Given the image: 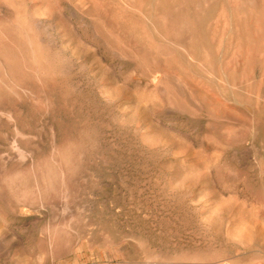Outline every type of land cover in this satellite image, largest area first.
Returning <instances> with one entry per match:
<instances>
[{"label":"rangeland","instance_id":"rangeland-1","mask_svg":"<svg viewBox=\"0 0 264 264\" xmlns=\"http://www.w3.org/2000/svg\"><path fill=\"white\" fill-rule=\"evenodd\" d=\"M141 1L0 0V264H264V0Z\"/></svg>","mask_w":264,"mask_h":264},{"label":"bare ground","instance_id":"bare-ground-1","mask_svg":"<svg viewBox=\"0 0 264 264\" xmlns=\"http://www.w3.org/2000/svg\"><path fill=\"white\" fill-rule=\"evenodd\" d=\"M137 1V0H136ZM141 1V0H140ZM144 1V0H143ZM151 0H149V2H150ZM166 1V0H165ZM164 1V2H165ZM177 1V0H176ZM193 1V0H192ZM243 1V0H242ZM242 1H241V5H242ZM245 1V0H244ZM249 1V0H248ZM254 1V0H253ZM253 1H251V3H250V5H252V3H253ZM142 2V1H141ZM148 2V3H149ZM163 2V1H162ZM203 2H204V0H203ZM210 2V1H209ZM208 2V3H209ZM217 2V1H216ZM216 2H214V4L213 5H215L216 4ZM223 2V1H222ZM246 2V1H245ZM140 3V2H139ZM143 3V2H142ZM142 3H141V5H142ZM144 3H146L145 5H147V2H144ZM143 3V4H144ZM166 4H167V2H165ZM188 3V2H187ZM186 3V4H187ZM218 3V2H217ZM237 3V2H236ZM128 4H130V3H128ZM149 4H151V3H149ZM234 4V3H233ZM232 4V6H234ZM248 4H249V2H248ZM134 5V4H133ZM132 5V6H133ZM188 5V4H187ZM189 5H191V4H189ZM199 2H198V0L196 1V3H195V6H197L198 7V10H197V12L198 13H202V11L203 10H201L200 9V7H199ZM204 5H206V4H204ZM223 5V4H222ZM225 5V4H224ZM237 5V4H236ZM131 6V7H132ZM167 6V5H166ZM173 6V5H172ZM177 6H179V5H176L175 7H177ZM231 6V7H232ZM244 6V5H243ZM131 7H130V9H131ZM146 7V6H145ZM151 7V6H150ZM182 7V6H181ZM186 7H188V6H186ZM191 8H192V6H190ZM207 7V6H206ZM212 7V6H211ZM226 7V6H225ZM252 7V6H251ZM127 8V7H126ZM133 8V7H132ZM166 8V7H165ZM173 8V7H172ZM179 8V7H178ZM178 8H175V11H177L178 10ZM194 8V7H193ZM209 8V7H208ZM240 8V7H239ZM239 8L238 7H236V6H234L233 8H231V11L232 12H237V13H240V11H241V9L239 10ZM241 8H242V6H241ZM134 9V8H133ZM151 9V8H150ZM177 9V10H176ZM214 9H215V7H214ZM227 9V8H226ZM242 9H244V10H246L245 8H242ZM254 9V8H253ZM139 10V9H138ZM156 10V9H155ZM166 10V9H165ZM169 10V9H168ZM183 10H184V8H183ZM212 10H213V8H212ZM228 10H229V8H228ZM255 10V9H254ZM130 11V10H129ZM143 11V10H142ZM145 11V10H144ZM170 11H172V10H169V13H170ZM175 11H174V13H175ZM190 10H188V12H189ZM196 11V10H195ZM227 11V10H226ZM256 11V10H255ZM126 12V11H125ZM173 12V11H172ZM179 12V11H178ZM194 12V11H193ZM211 12H213V11H211ZM244 12V11H243ZM257 12V11H256ZM127 13V12H126ZM159 13V12H158ZM177 13V12H176ZM192 13V12H191ZM225 13V12H224ZM236 13V14H237ZM157 14V13H156ZM184 15H185V13H183ZM182 14V15H183ZM262 14V13H261ZM155 15V14H154ZM165 15H167L168 16V13L167 14H165ZM165 15H162V16H164L165 17ZM172 15H173V13H172ZM176 15V14H175ZM177 15H178V13H177ZM181 15V17H183ZM187 15V14H186ZM185 15V17L187 18L188 16H190V14H188L187 16ZM199 15V14H198ZM229 15H230V13H229ZM147 16V15H146ZM162 16H160V18L162 17ZM197 17V19L193 22H191V20H189L190 18H187V20L188 21H186V19L185 20H183L185 23H189V22H191V23H194L192 26H190V27H195V25H197V23L201 20V18H199V16H196ZM201 17H203V15L201 16ZM209 17V16H208ZM259 17H260V14H259ZM258 17V18H259ZM131 18V17H130ZM148 18H149V16H148ZM173 18V17H172ZM248 18V17H247ZM168 19V18H167ZM192 19V18H191ZM205 19V18H204ZM146 20V19H145ZM148 20V19H147ZM146 20V21H147ZM151 20H152V18H151ZM151 20H150V18H149V23L151 24ZM164 20V19H163ZM179 20V19H178ZM143 21V20H142ZM155 21V20H154ZM166 21V20H165ZM180 21V20H179ZM183 21H181L180 23H181V25L182 24H184V22ZM145 21H143V23H144ZM156 22V21H155ZM158 22V21H157ZM160 22H162V21H160ZM204 22V21H203ZM235 22V21H234ZM260 22H261V20H260ZM146 23H148V21L146 22ZM163 23V22H162ZM176 23V22H175ZM145 24V23H144ZM153 24V23H152ZM167 24V23H166ZM171 24V23H170ZM204 24V23H203ZM209 24V23H208ZM213 24V23H212ZM234 24V23H233ZM145 25H147V24H145ZM151 26V25H150ZM154 25H152V27H153ZM167 27H168V25H166ZM183 26V25H182ZM146 27V26H145ZM154 27H157V26H154ZM160 27H161V24H160ZM172 27V26H171ZM171 27H169V28H171ZM175 27V26H174ZM197 27V26H196ZM200 27H201V25H200ZM208 27V26H207ZM211 27V26H210ZM144 28V27H143ZM147 28H148V26H147ZM164 29L166 28V27H163ZM169 28H167V29H169ZM181 28V27H180ZM184 28V27H183ZM212 28V27H211ZM210 28V29H211ZM230 28V27H229ZM88 29V28H87ZM150 29V27L148 28V30ZM157 29H161V28H157ZM173 29V28H172ZM201 29V28H200ZM144 30H145V28H144ZM174 31H176L175 29H173ZM173 30H171V31H173ZM196 30V29H195ZM195 30H193V31H195ZM201 30H203V29H201ZM228 30V29H227ZM154 31L156 32V35H157V37H159L160 38V44L161 45H163V47L165 48V46H169V47H171V49H173V51L174 50H180L181 52L180 53H185L186 55H188L189 57H192V59H191V61L193 62V61H197L198 59H196L197 58V56L198 55H195L196 56V58L191 54V45H190V43H188V42H185L183 39H182V37H181V39L180 40H177V41H174V42H171V40L169 41V39H168V37H167V31L165 32V30H164V32H163V34H162V30H156V28H154ZM160 31V32H159ZM192 31V32H193ZM200 31V30H199ZM204 31V30H203ZM207 31H209V30H207ZM216 31V30H215ZM226 31V30H225ZM231 31H232V35H233V38L235 39L236 37V29H235V27H231ZM261 31H263V30H261ZM146 32V31H145ZM150 33H151V30L149 31ZM154 32V33H155ZM176 32H178V31H176ZM176 32H174V33H176ZM188 32V31H187ZM201 32L202 31H200V34H201ZM183 33V32H182ZM261 33H264V32H261ZM180 34V33H179ZM196 34V33H195ZM209 34H211L210 32H209ZM217 34H218V32H217ZM140 35V34H139ZM143 35V34H142ZM152 36L151 37H154L153 36V34H151ZM183 35V34H182ZM262 35V34H261ZM260 35V36H261ZM1 36V35H0ZM9 36V35H8ZM146 36H148L147 34H146ZM145 36V37H146ZM196 36V35H195ZM200 36L201 35H199V37L198 38H200ZM205 36L207 37V35L205 34ZM226 36V35H225ZM251 36V35H250ZM259 36V37H260ZM149 38H150V36H148ZM240 37V35H238V38ZM259 37L256 39V40H259ZM215 38V37H214ZM224 38V37H223ZM223 38H222V40H223ZM146 39H147V37H146ZM151 39V38H150ZM153 39H156V37L155 38H153ZM158 39V38H157ZM197 39V38H196ZM208 39V38H207ZM148 40V39H147ZM197 41V40H196ZM207 41V40H206ZM209 41V40H208ZM224 41V40H223ZM204 42V41H203ZM256 42H258V41H256ZM255 42V43H256ZM144 43V42H143ZM142 43V44H143ZM159 43V42H158ZM223 43V42H222ZM238 43V42H237ZM135 44V43H134ZM194 44V43H193ZM207 44V43H206ZM136 45V44H135ZM139 45L140 46H142L140 43H139ZM210 45V44H209ZM209 45H206V46H209ZM145 46V45H144ZM193 46V45H192ZM224 46H225V44H224ZM230 46V45H229ZM148 48V47H147ZM194 48V47H193ZM208 48H210V47H208ZM222 48V47H221ZM146 49V48H145ZM150 49V48H149ZM167 49V48H166ZM171 49H169V51L171 50ZM2 50H5V48H3ZM127 51H128V49H126ZM168 50V49H167ZM195 50H196V48H195ZM210 50H211V48H210ZM146 51H147V49H146ZM160 51H162L161 49H160ZM203 51H205V50H203ZM257 51V50H256ZM149 52H150V50H149ZM196 52H197V50H196ZM213 52V51H212ZM220 52V51H219ZM223 52L224 53H228V50H223ZM235 52V51H234ZM160 53H162V52H160ZM159 53V54H160ZM164 53V52H163ZM162 53V54H163ZM167 53H168V51H167ZM174 53V52H173ZM177 53V52H176ZM179 53V54H180ZM184 53L182 54V55H184ZM250 53V52H249ZM165 55H166V53H164ZM163 54V55H164ZM199 54V53H198ZM206 54V53H205ZM214 54V53H213ZM134 55V54H133ZM178 55V54H177ZM219 55H220V53H219ZM262 55H264V54H262ZM4 56V55H3ZM175 56V55H174ZM179 56V55H178ZM218 56V55H217ZM102 57V56H101ZM154 57H156V55L154 56ZM173 57V56H172ZM171 57V58H172ZM182 57V56H181ZM199 57V56H198ZM206 57H207V55H206ZM1 58V57H0ZM186 58V57H185ZM215 58V57H214ZM213 58V60H215ZM101 59V58H100ZM183 59V58H182ZM187 59V58H186ZM217 59V58H216ZM235 60V59H234ZM183 61V60H182ZM186 62H188V60H186ZM194 62V63H195ZM201 62V61H200ZM220 63V62H219ZM186 64V63H185ZM215 64L216 63H214L212 66L214 67L215 66ZM188 66V65H187ZM193 66V65H192ZM188 67H190V66H188ZM212 67V68H213ZM193 68V67H192ZM196 68V67H195ZM211 68V66L210 67H203V68H200V70L202 69L207 75H208V77L209 78H211V79H213L214 80V78L216 77V75H214L213 74V72L214 71H212L213 69ZM191 71H193L194 70V68L193 69H191V68H189ZM3 70V69H2ZM198 70V69H197ZM202 70H201V72H202ZM159 71H162V70H159ZM189 72V71H188ZM195 71H193V73H194ZM201 72H200V74H201ZM203 72V73H204ZM190 73V72H189ZM196 73H198L197 71H196ZM163 74V73H162ZM200 74H196L195 76H198V75H200ZM159 75V74H158ZM192 75V74H191ZM155 77V76H154ZM221 77H223L224 79H226V81H227V75L226 74H224V73H222V76ZM200 78H202L201 76H200ZM207 79V78H206ZM155 80V79H154ZM153 80V81H154ZM157 80V79H156ZM175 80V79H174ZM203 80H205L204 78H203ZM208 82V81H210L209 79L208 80H205V82ZM209 83V82H208ZM210 84V83H209ZM179 85V84H178ZM212 85H214V84H212ZM212 87H215V86H212ZM23 88V87H22ZM263 89V88H262ZM228 90V89H227ZM184 92V91H183ZM224 92V91H223ZM235 93H237V92H235ZM5 95V94H4ZM6 98H8V97H6ZM233 98V97H232ZM3 100H6V99H3ZM45 100V99H44ZM1 101V100H0ZM193 103V102H192ZM238 103V102H237ZM44 105H45V103H44ZM196 105V104H195ZM20 108H21V110H23V108H22V106L20 105L19 106ZM1 109H4L3 107H1ZM11 113V112H10ZM9 114V113H8ZM174 114V113H173ZM7 117H11L10 115H8ZM10 120V119H9ZM12 120V119H11ZM1 121V120H0ZM3 123V122H2ZM169 123V122H168ZM11 124V123H10ZM183 124V123H182ZM40 125V124H39ZM47 125V124H46ZM185 126V125H184ZM18 127V126H17ZM20 127V126H19ZM2 129H4V127H2ZM42 129V128H41ZM23 130V129H22ZM5 131H6V129H5ZM15 131H16V133L17 134H20L21 132L19 131V129H17V128H15ZM52 133V132H51ZM52 134H54V133H52ZM40 135V134H39ZM56 135V134H55ZM254 135V134H253ZM30 136V135H29ZM53 136V135H52ZM53 138V137H52ZM55 138H56V136H55ZM40 140V139H39ZM52 141V140H51ZM72 141V140H71ZM245 141V140H244ZM54 142V141H53ZM56 143V142H55ZM71 143H73V142H71ZM53 144V143H52ZM51 144V145H52ZM70 144V143H69ZM63 145H65V143L63 144ZM71 146H72V144H70ZM60 146H62V145H60ZM67 146H69L68 145V142H67ZM11 147V146H10ZM55 147V146H54ZM65 147V146H64ZM63 148V147H62ZM74 148V147H73ZM248 148V147H247ZM8 149H9V147H8ZM56 149H58V148H56ZM60 149V148H59ZM68 149H70V147H67V149H66V151L68 150ZM245 149V148H244ZM73 151V150H72ZM235 151V150H234ZM249 151V150H248ZM12 153H14L13 151H11ZM62 152V151H61ZM74 152V151H73ZM76 152V151H75ZM240 152V151H239ZM244 152V151H243ZM242 152V153H243ZM6 153V152H5ZM70 153H71V149H70ZM70 153H69V151L66 153V154H68L66 157H69L70 156ZM80 156L82 155L81 153H78ZM249 154V153H248ZM31 155V154H30ZM34 155V154H33ZM71 156H73V155H71ZM13 157V156H12ZM24 157V156H23ZM31 157V156H30ZM65 157V158H66ZM237 157V156H236ZM235 157V158H236ZM0 158H2V156L0 157ZM14 158V157H13ZM32 158V157H31ZM35 158V157H34ZM45 158H46V156H45ZM70 158V157H69ZM72 158V157H71ZM81 159H82V157H80ZM3 159V158H2ZM37 159H39V158H37ZM42 159H44V158H42ZM51 159H52V166H51V169H50V171L52 172V174H50L49 176L50 177H52V178H54V181L56 182V180L58 181V182H60L59 183V187H58V192L60 191V196L62 197V198H64V199H68V197L70 196V191L68 190V188H67V173H68V170H73L72 168H73V166L71 165L70 167H72L71 169H69V167L67 168L66 167V165H65V162H64V164H63V160H62V157L60 156V153H59V151L58 150H55V151H53L52 152V156H51ZM40 160H41V158H40ZM31 161V160H30ZM244 161V160H243ZM7 162V161H6ZM5 162V163H6ZM32 162V161H31ZM40 161L38 160V164H41V163H39ZM37 163H35V164H37ZM243 163V162H242ZM32 164V163H31ZM71 164V163H70ZM80 164V163H79ZM11 165H14V164H11ZM42 165V167H43V164H41ZM74 165V164H73ZM78 165V164H77ZM18 166H19V164H18ZM30 166V165H29ZM39 166V165H38ZM49 166V165H48ZM27 167V166H26ZM37 167V166H36ZM41 167V166H40ZM40 167H39V169H40ZM31 168V167H30ZM35 168V167H34ZM44 169H46V168H44ZM20 170V169H19ZM33 170V172H35L34 171V169H32ZM35 170H36V168H35ZM40 170H42V169H40ZM48 170V169H47ZM47 170H45V171H47ZM23 171V170H22ZM29 171V170H28ZM4 172V171H3ZM14 172V171H13ZM39 172V171H38ZM37 172V173H38ZM41 173H43L44 174V172H43V170H42V172ZM41 173H39V174H41ZM6 174V173H5ZM14 174V173H13ZM12 173L10 174V177H12V175H13ZM23 174V173H22ZM25 174V173H24ZM38 174V175H39ZM42 174V175H43ZM48 174H49V172L46 174V175H43V176H45V177H43V176H41V177H43V181L40 179V176H38V175H36L35 174V176H34V187H35V189L33 190L34 191V194H32L33 195V197H35L34 198V200L36 199V201L39 203V204H41V205H44V204H46L47 203V201H48V195L49 194H47V193H49V191H56V190H54V189H52L53 188V182L54 181H52L51 179H49V176H48ZM7 175V174H6ZM5 175V176H6ZM15 175V174H14ZM3 176V175H2ZM16 177L14 178L13 177V179L14 180H16V179H19V178H21L19 175H15ZM19 176V178H17ZM25 178L27 177L28 178V176H26V175H23ZM22 176V178H21V180L20 181H22L23 180V177ZM30 177V181L32 182V178H31V176H29ZM7 178H9V177H7ZM6 178V179H7ZM2 179H3V177H2ZM12 179V180H13ZM40 179V180H39ZM8 180V179H7ZM10 180V179H9ZM26 180V179H25ZM28 180V181H29ZM83 180V179H82ZM5 181V180H4ZM18 181V180H17ZM17 181L16 182H13L14 184L15 183H17ZM20 181H18V182H20ZM1 182V181H0ZM9 182V181H8ZM23 182V181H22ZM7 183V182H6ZM33 183V182H32ZM53 183V184H52ZM8 184V183H7ZM10 184V183H9ZM19 184V183H18ZM22 184V183H21ZM29 184V183H28ZM3 185V184H2ZM1 185V186H2ZM23 185V184H22ZM22 185H21V188H23L24 189V186L22 187ZM31 185V184H30ZM55 185H58V184H55ZM11 186H14V185H12L11 184ZM18 186V185H17ZM28 186V185H27ZM74 186V185H73ZM4 186H2V188H3ZM26 187V186H25ZM1 188V187H0ZM12 188H14V187H11V189ZM20 188V187H19ZM19 188H16V189H19ZM20 188V189H21ZM29 188V187H28ZM27 188V189H28ZM11 189H10V192H12L13 193V191H11ZM15 189V190H16ZM30 189V188H29ZM1 190V189H0ZM7 190H9V188L7 187ZM16 191H18V190H16ZM72 191V190H71ZM27 192V191H26ZM29 192V191H28ZM18 193H19V191H18ZM24 193V192H23ZM32 193V192H31ZM52 193V192H51ZM56 193V192H55ZM55 193H53V194H55ZM30 194V193H29ZM28 194V195H29ZM14 195V194H13ZM12 195V196H13ZM11 195H10V197H12ZM15 196L16 195H14L13 197H14V199H16L15 198ZM12 197V198H13ZM24 197V196H23ZM2 198V197H1ZM31 198V197H30ZM24 199H26V198H24ZM19 200H20V198H19ZM26 200H28V199H26ZM33 200V199H32ZM32 200H30V201H32ZM63 200V199H62ZM3 201V200H2ZM7 201V200H6ZM17 201V200H16ZM20 201H22L23 202V200H20ZM25 201V200H24ZM36 201H35V203H36ZM15 202V201H14ZM2 203V202H1ZM16 203V202H15ZM19 203V202H18ZM17 203V204H18ZM34 203V204H35ZM4 204V203H3ZM2 204V205H3ZM17 204H14V205H17ZM22 204V203H21ZM26 204V203H25ZM29 204V203H28ZM27 205V204H26ZM30 205H33V204H30ZM2 208V207H1ZM0 208V209H1ZM14 208H15V206H14ZM24 207H22V209H23ZM69 208V207H68ZM2 211V210H1ZM0 211V212H1ZM69 211V210H68ZM71 212V211H70ZM3 213H5V212H3ZM1 215V214H0ZM61 215V214H60ZM64 215V214H63ZM3 216V215H2ZM14 216V215H13ZM57 216V215H56ZM25 217V216H24ZM14 218V217H13ZM18 218V217H17ZM14 220V219H13ZM12 219L10 220V221H13ZM34 220V219H33ZM8 221H9V219H8ZM20 222V221H19ZM5 223V222H4ZM7 223V222H6ZM2 224H3V221H2ZM26 224H27V222H26ZM14 225V224H13ZM18 226V225H17ZM23 226V225H22ZM6 228V227H5ZM12 231V230H11ZM54 233V232H53ZM17 236V235H16ZM51 236V235H50ZM53 237V236H52ZM18 238V237H17ZM55 238V237H54ZM53 238V239H54ZM19 240H20V238H19ZM51 244V243H50ZM53 244H54V242H53ZM12 246V245H11ZM48 247H49V245H48ZM9 248V247H8ZM52 248H54V246H52ZM2 251V250H1ZM27 251V250H26ZM3 261V260H2ZM5 261V260H4ZM3 261V262H4ZM2 262V263H3Z\"/></svg>","mask_w":264,"mask_h":264}]
</instances>
